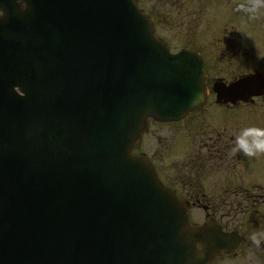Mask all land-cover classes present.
Returning <instances> with one entry per match:
<instances>
[{"label":"water","instance_id":"water-1","mask_svg":"<svg viewBox=\"0 0 264 264\" xmlns=\"http://www.w3.org/2000/svg\"><path fill=\"white\" fill-rule=\"evenodd\" d=\"M18 2L0 76V264H209L232 250L133 153L149 119L205 103L198 53L170 54L137 0ZM214 91L247 100L264 76Z\"/></svg>","mask_w":264,"mask_h":264},{"label":"rangeland","instance_id":"rangeland-1","mask_svg":"<svg viewBox=\"0 0 264 264\" xmlns=\"http://www.w3.org/2000/svg\"><path fill=\"white\" fill-rule=\"evenodd\" d=\"M142 3L147 10L154 12L158 20L166 24L165 28L160 26L157 28L158 36L164 39L176 37L170 41L173 52L180 49L182 42L184 46L188 47L193 45H187V43L191 42L199 50L203 47L202 57L206 59L210 55V47L206 46L207 36L209 38L212 36L208 41H212L216 45L213 47V52H219L218 48L220 46L224 47L223 57L213 56L207 60L212 76L220 74L217 73V68L220 64L236 62L238 55H240V60L236 64V67L239 68L238 71L220 75L229 79L235 75L242 74V70H264V66L259 67L261 66L260 63L251 65V63L247 62L256 57L264 60V0H181L183 7L180 16L181 21L179 22L176 20V13L174 14L172 10H169L170 4H172L171 0H142ZM189 30L193 34L189 33ZM209 44L212 48L213 44ZM235 53L238 55H235ZM242 57L243 59H241ZM254 61L256 62V59ZM257 102L260 101L258 100ZM263 109L261 108V110ZM203 114L204 112H198L177 127L170 125L156 127L152 125L150 133L142 142L143 151L162 169L163 176L175 185L182 179L181 175L184 172H177V169L185 165L183 161H186V158L170 151L168 138L171 129L183 128L184 131H190L193 127H199L200 120H202L199 117H202ZM233 114L236 118V125L241 128L249 126L264 128L263 114L257 113L259 120L254 123L250 122L245 114ZM201 158L202 156L198 159ZM205 163L209 165L208 169H212L214 165H220L223 161L220 158L215 159V157H212L211 160H207ZM242 165L245 169L242 176L244 179L256 175L260 177L264 175V162L251 164L249 166L250 171L247 168V161H243ZM207 174L209 173L207 172ZM204 177V175L201 177V185H203ZM205 191L209 195L225 194L224 189L221 187L205 188Z\"/></svg>","mask_w":264,"mask_h":264},{"label":"flooded vegetation","instance_id":"flooded-vegetation-1","mask_svg":"<svg viewBox=\"0 0 264 264\" xmlns=\"http://www.w3.org/2000/svg\"><path fill=\"white\" fill-rule=\"evenodd\" d=\"M251 108L264 113V109L261 110L264 108V101L252 100L233 105L214 102L203 110L204 114L199 117L202 118L200 126L193 127L188 132L198 137L197 142L204 156L208 155L209 160L214 156L219 157L223 163L218 165V169H213L211 175L204 174L203 185L199 177L192 181L193 174L189 165L184 167L189 178L183 176L185 180H180L176 185L169 182L188 203L192 225L214 220L223 232L234 233L236 236L238 244L235 250L215 259L212 264H264V175L245 179L240 177V173L245 172L243 161L248 162L247 168L250 171L251 164L264 162V154L245 157L240 152L232 151L234 137L242 129L236 125L233 113L245 114L254 123L259 118L249 114ZM205 167L207 166L203 163L199 170L204 171ZM212 187H221L225 194L209 195L205 188ZM253 234L260 239L259 245L251 241Z\"/></svg>","mask_w":264,"mask_h":264},{"label":"clouds","instance_id":"clouds-1","mask_svg":"<svg viewBox=\"0 0 264 264\" xmlns=\"http://www.w3.org/2000/svg\"><path fill=\"white\" fill-rule=\"evenodd\" d=\"M233 152H240L245 157H256L258 154H264V128L249 126L240 130L234 137ZM251 241L259 245L260 239L253 234Z\"/></svg>","mask_w":264,"mask_h":264}]
</instances>
